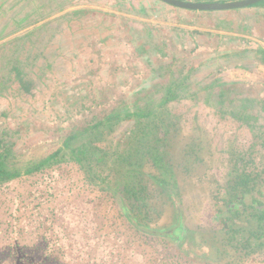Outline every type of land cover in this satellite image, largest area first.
Listing matches in <instances>:
<instances>
[{
    "label": "rangeland",
    "instance_id": "obj_1",
    "mask_svg": "<svg viewBox=\"0 0 264 264\" xmlns=\"http://www.w3.org/2000/svg\"><path fill=\"white\" fill-rule=\"evenodd\" d=\"M115 2L15 0L3 6L0 130H18L21 149L42 150L55 147L69 126L95 114L124 103L125 111L135 110L131 95L151 76L150 63L169 62V57L151 55L152 49L167 46L177 54L175 68L195 66L192 83L215 77L234 82L228 97L233 101H226L222 111L189 99L168 104L179 132L167 149L177 177L180 218L190 232L176 245L173 237L138 230L123 214L119 197L88 184L75 163L63 162L0 186V264H264V252L242 257L222 249L216 220L221 207L217 197L231 163L264 175V65L248 52L264 47V3L231 9L219 18L201 15L214 10H188L194 19L187 21L183 15L179 20L175 9L157 8L164 4L160 0ZM140 6L147 12L140 13ZM176 19L213 27L217 35L198 50L181 51L185 37L174 29ZM231 48L243 54L216 58ZM130 126L122 121L108 139L113 144ZM150 193L148 222L173 224L178 211L164 192Z\"/></svg>",
    "mask_w": 264,
    "mask_h": 264
},
{
    "label": "trees",
    "instance_id": "obj_2",
    "mask_svg": "<svg viewBox=\"0 0 264 264\" xmlns=\"http://www.w3.org/2000/svg\"><path fill=\"white\" fill-rule=\"evenodd\" d=\"M262 3L264 0L259 4ZM248 52L264 64V48ZM174 62V58H171L170 62L151 67L152 83L142 86L131 95L135 110L125 111L127 104L124 103L122 108L117 105L112 112L95 114L82 123L72 124L61 133L53 148L21 149L15 139L18 130L1 129L0 186L63 162H73L88 184L119 197L123 214L138 230L177 240L184 238L190 230H186L181 223L176 195L177 177L167 149V144L174 140L179 129L178 123L170 117L168 104L189 99L215 105L222 111L226 101H233L228 97L234 91V82L215 77L206 83H192L190 74L195 67L175 68ZM125 98L119 103L125 101ZM231 114L240 120L248 119V116L241 113ZM124 120L130 121L131 126L123 130L122 136L112 144L108 137L113 134L114 127ZM107 141L110 143L102 145ZM192 141L191 149L195 151L197 142L194 139ZM152 190L164 192L165 199L178 211L176 220L171 224L172 228L151 226L148 222V199L152 197ZM247 197L249 200H246ZM217 199L228 213L225 215L220 208L217 210L222 232V237L217 240L220 247L231 248L242 257L262 254L264 175L260 171L241 167L237 161L231 163ZM239 221L244 224L240 225Z\"/></svg>",
    "mask_w": 264,
    "mask_h": 264
},
{
    "label": "crops",
    "instance_id": "obj_3",
    "mask_svg": "<svg viewBox=\"0 0 264 264\" xmlns=\"http://www.w3.org/2000/svg\"><path fill=\"white\" fill-rule=\"evenodd\" d=\"M13 1H15V0H9V2H8V0H5V2H4V4L7 2V4L8 3H11V2H13ZM95 1V0H94ZM123 2H124V0H122ZM126 1V0H125ZM135 0H128V2H131L132 4H134L135 2H134ZM145 1H147L148 3H151L152 1H153V3H154V1H157V0H145ZM159 1V0H158ZM118 2H120V1H118ZM120 3H122V2H120ZM126 3V2H125ZM159 3V2H158ZM161 3V2H160ZM162 3H164V2H162ZM117 3L115 2V0H109V5H111V6H113V5H116ZM155 4H156V2H155ZM150 5H152V4H150ZM158 5V4H157ZM162 5H165V3L164 4H159L158 6H157V8H159L161 11H170V9H175V11H172V13H175V14H177L176 16H179L180 17V19L179 20H181L182 18H181V15H183V16H185L186 18V20H187V18L188 19H190V20H193L194 19V16L192 15V13L190 12V11H188V10H186V9H179V8H171V6H168V5H166L165 7H163ZM154 6V5H153ZM3 7V5H0V9ZM66 11L68 10V8H66L65 9ZM140 13H146L147 12V9H146V6H145V10H144V8L142 9L141 8V6H140ZM145 11V12H144ZM230 11H233V10H221V11H213L211 14H210V16H208L207 15V13H201V15H202V17H210V18H219V17H224V13L225 12H230ZM196 14H200L199 12H195ZM204 14V15H203ZM125 16L127 15H129V14H124ZM184 18V17H183ZM178 20V21H179ZM176 22H173V24L175 25V27H177V28H175L174 27V29H177V30H179V32L181 31L182 32V34L184 35L183 37H185V41H183V42H181L180 44H179V46L178 47H180V48H183V50H181V51H184L185 49H187V48H190L188 51H191V50H198L199 48H200V46H201V44L200 43H202L203 41H209L207 38L208 37H213V36H215V35H217L216 33L218 32V30L216 31V29L215 28H213V27H211V28H201V27H198V26H191L192 25V23L191 24H182V23H178V21H177V19L175 20ZM188 21V20H187ZM145 26H147V25H145ZM144 27V26H143ZM142 30H145V28H143ZM146 31V33L147 32H149V31H147V30H145ZM181 32H180V34H181ZM181 34V35H182ZM151 35V34H150ZM176 36H177V34H176ZM179 36V35H178ZM180 37V36H179ZM226 37V36H225ZM199 38V39H198ZM228 39H231V37L230 36H228L227 37ZM197 39V40H196ZM205 39V40H204ZM193 40H195V43H192L193 42ZM139 47H144L143 49L145 50V52L147 51V49L148 48H146L145 47V45L144 44H140V46ZM161 52H163V54H160ZM174 52V50H168V48H167V46L164 48V50H159V49H152V52H151V55L152 54H156V56L157 57H159V55H162V56H164V58H167V57H169V62H170V60H171V58H176L177 57V54H175V53H173ZM177 52H178V49H177ZM238 54H243L242 52H239V51H235V49H227V50H222V51H220L219 53H218V55L216 56V58H225V59H228V58H230L231 56H235V55H238ZM144 57V60L145 61H150V62H152L151 61V59L149 58V56H147V55H145V56H143ZM142 57V58H143ZM209 59H211V57H209V58H207V60H209ZM168 62V61H167ZM153 63V62H152ZM152 63H150V67H152V66H157V65H152ZM195 67V66H194ZM197 67V66H196ZM153 74L151 73V76H152ZM151 76H149L147 79H145V80H143V81H141L140 83L141 84H144L145 86H148L150 83H152V79L150 78ZM149 81V82H148ZM144 85H142V86H144Z\"/></svg>",
    "mask_w": 264,
    "mask_h": 264
},
{
    "label": "water",
    "instance_id": "obj_4",
    "mask_svg": "<svg viewBox=\"0 0 264 264\" xmlns=\"http://www.w3.org/2000/svg\"><path fill=\"white\" fill-rule=\"evenodd\" d=\"M170 6L186 9V10H197V11H221L231 10L237 8H244L251 4L258 3L263 0H230V1H192V0H160ZM141 88V87H140ZM139 88V89H140Z\"/></svg>",
    "mask_w": 264,
    "mask_h": 264
},
{
    "label": "flooded vegetation",
    "instance_id": "obj_5",
    "mask_svg": "<svg viewBox=\"0 0 264 264\" xmlns=\"http://www.w3.org/2000/svg\"><path fill=\"white\" fill-rule=\"evenodd\" d=\"M8 2H9V0H8ZM7 4V2L3 5V6H5ZM3 8V7H2ZM1 8V9H2ZM0 9V10H1ZM262 48H264V47H262ZM235 51H240V50H235ZM259 64H261V65H264V64H262V63H260L259 61H257ZM231 207H232V205H230ZM220 208V210H222V211H224V213H225V215H227L228 213H227V211L225 210V208L223 207V205H221V207H219ZM223 208V209H222ZM182 220V219H181ZM219 223H220V218H219V220L218 219H216ZM181 223H183V221H181ZM173 225V224H172ZM172 225H171V227L169 226V228H172ZM185 227V226H184ZM169 228H167V229H169ZM185 229L186 230H188L186 227H185ZM171 231V229L169 230V231H167V232H170ZM183 241H184V238H180V239H178V240H176L175 242H173V243H175L176 245H179V244H182L183 243ZM174 244V245H175Z\"/></svg>",
    "mask_w": 264,
    "mask_h": 264
}]
</instances>
